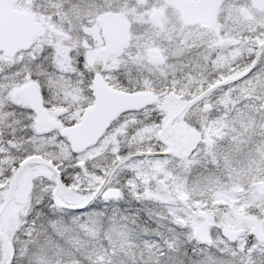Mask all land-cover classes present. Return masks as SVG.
<instances>
[{
  "label": "snow or ice",
  "instance_id": "snow-or-ice-1",
  "mask_svg": "<svg viewBox=\"0 0 264 264\" xmlns=\"http://www.w3.org/2000/svg\"><path fill=\"white\" fill-rule=\"evenodd\" d=\"M0 264H264V0H0Z\"/></svg>",
  "mask_w": 264,
  "mask_h": 264
}]
</instances>
